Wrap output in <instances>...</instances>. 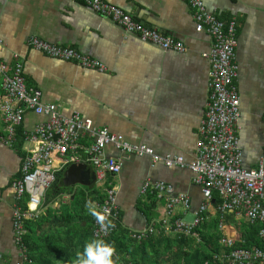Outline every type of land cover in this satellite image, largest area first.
<instances>
[{
    "label": "crops",
    "instance_id": "0c3cea01",
    "mask_svg": "<svg viewBox=\"0 0 264 264\" xmlns=\"http://www.w3.org/2000/svg\"><path fill=\"white\" fill-rule=\"evenodd\" d=\"M102 1L185 50L177 52L144 43L76 0H0V61L8 65L19 61L26 86L38 90L41 101L54 104L62 117L90 121L94 129H104L131 145L147 146L160 157L178 156L186 164L191 162L208 101L209 63L203 55L209 52L212 38L206 31L196 30L194 10L188 0ZM200 1L216 21L233 23L235 27L234 85L240 102L237 138L244 168L254 169L264 154V0ZM34 37L74 49L83 61L96 62L98 68L83 67L37 51L31 46ZM48 121L47 116L24 111L12 147L0 141V264L29 263L24 220L44 215L39 236L50 239L63 234L68 223L63 220L61 207L56 210L54 202L61 201L78 212L79 203L71 202L75 201L74 195L83 194L87 202L79 199L87 205L86 214L90 215L95 199L93 187L75 186L73 194L62 195L48 205H44L43 197L35 213L28 209V194L16 197L14 184L22 178L28 150L36 147L28 138L37 129L48 133L44 127ZM57 140L53 135V142ZM91 141L81 138L78 143L88 145ZM82 150L66 156L76 157L78 162L63 166L60 159L54 160L55 179L57 173L72 164H85L93 170ZM104 156L124 158L112 147L104 150ZM122 162L121 172L113 181L123 225L130 229L146 226L140 204L141 187L148 180L171 184L176 193L187 194L190 210L184 214L177 209L176 216L184 221H189V215L193 217L192 212L203 198L187 169H166L149 157H129ZM156 204L155 215L159 218L164 201ZM47 210L53 214L46 215ZM209 214H214L212 208ZM71 215V223L80 222L78 214ZM41 245L51 246L52 241Z\"/></svg>",
    "mask_w": 264,
    "mask_h": 264
},
{
    "label": "built area",
    "instance_id": "2783aa9c",
    "mask_svg": "<svg viewBox=\"0 0 264 264\" xmlns=\"http://www.w3.org/2000/svg\"><path fill=\"white\" fill-rule=\"evenodd\" d=\"M76 1L100 16L111 19L126 34L135 35L144 43L161 49H174L177 52L185 50L172 39L143 28L130 16L102 0ZM188 2L194 10L196 30L206 31L212 38V45L209 52L203 55L209 63L208 101L198 129L195 156L187 164L182 157H160L147 146L131 145L109 135L104 129H94L90 121L78 117L70 119L62 117L54 104H44L41 101L38 90L26 86L19 61L12 65L0 61V141L12 147L24 111L29 110L49 119L44 126L48 133L43 129H37L32 138H28V142L34 143L36 147L28 150L22 178L14 184L17 199L24 197L25 194L29 195L28 209L37 212L45 192L55 180L56 171L52 168L54 160L60 159L63 166L69 162H78L76 157L67 159L66 156L83 149L95 177L93 189L96 194L90 208L91 215L95 217L93 238L106 239L117 230L121 222L117 188L113 179L121 172L122 160L129 157H149L154 164H162L166 169H187L192 175V184L200 189L203 198L198 209L192 212V220L184 221L177 218V209L184 214L189 212L191 204L189 196L185 193H176L171 184L146 181L141 187V194L143 196L147 193L154 194L157 203L164 201L163 215L154 221L164 233L197 237L194 229L207 220L209 210L212 208L213 215L230 212L235 215L236 220L242 218L250 223L260 224L259 237L264 239V154L254 169L244 168L237 138L240 102L234 85L237 75L235 27L233 23L227 25L216 21L200 0ZM31 46L52 58L77 62L83 67L98 68L96 62L87 59V62L83 61L84 58L74 49L54 46L36 37L31 39ZM262 125L264 140V119ZM52 134L58 137L57 141L53 142ZM81 138H91L92 141L88 145H83L78 143ZM107 147L114 148L124 158H106L104 150ZM214 195H218L219 198L216 206ZM53 204L57 209L62 203L57 201ZM92 211L103 217V220L93 215ZM102 224L112 226L104 230ZM227 226H229L227 223H220L219 229L223 233L220 244L229 250L217 258L224 264H264V251L257 248H234L238 240L237 234L232 226ZM228 229L235 235H229ZM154 232L153 225H146L140 230H131V238L141 241ZM17 241L21 242V239L17 238ZM24 261L26 262V259Z\"/></svg>",
    "mask_w": 264,
    "mask_h": 264
},
{
    "label": "trees",
    "instance_id": "16d2710c",
    "mask_svg": "<svg viewBox=\"0 0 264 264\" xmlns=\"http://www.w3.org/2000/svg\"><path fill=\"white\" fill-rule=\"evenodd\" d=\"M63 176L64 171L57 173L54 183L45 192L44 205L52 203L61 198L62 195L70 196L73 194V187L66 188L62 184ZM74 197L75 201L71 204L79 203L80 209L75 212L73 206L72 209H69L61 205L60 213L63 220L68 223V227L58 237L43 239L44 237L39 236L40 227L45 222L44 215L37 219L24 220V227L27 230L24 244L28 249V264H70L76 253L83 250L85 241L93 238L95 217L91 213L90 215L86 214L87 208L85 209L86 204L84 202H87V198L83 194L82 196L74 195ZM213 199L214 206H216L219 202L218 195H214ZM156 203L155 195L147 193L143 196L140 204L143 213L146 215V225H153L154 233L147 235L141 241H137L131 238V230L142 228L130 229L120 222L117 230L108 238L103 239L114 244L116 253L113 259L119 257L116 264H224L217 257L229 249L220 244L223 233L219 226L221 222L235 225L236 217L233 213L207 215V220L194 229L197 237L172 233L168 235L154 222L157 219L155 215ZM71 213L79 215V223H71ZM50 214H53L52 210H47L46 215L49 216ZM242 221L240 226H237L238 240L234 248H257L264 251V239L259 237L261 225L250 223L246 219H242ZM49 241H52L51 246L41 245Z\"/></svg>",
    "mask_w": 264,
    "mask_h": 264
},
{
    "label": "clouds",
    "instance_id": "9594fccd",
    "mask_svg": "<svg viewBox=\"0 0 264 264\" xmlns=\"http://www.w3.org/2000/svg\"><path fill=\"white\" fill-rule=\"evenodd\" d=\"M92 214L98 216L95 211H92ZM98 218L103 220V217L98 216ZM111 226L110 224H102L104 230H107ZM115 253L116 248L114 244L106 242L103 239L89 238L85 241L83 250L76 253L70 264H116L119 257L117 256L113 259Z\"/></svg>",
    "mask_w": 264,
    "mask_h": 264
},
{
    "label": "water",
    "instance_id": "95a60500",
    "mask_svg": "<svg viewBox=\"0 0 264 264\" xmlns=\"http://www.w3.org/2000/svg\"><path fill=\"white\" fill-rule=\"evenodd\" d=\"M95 177L93 170L85 164H72L64 171V187L81 186L91 188L94 185Z\"/></svg>",
    "mask_w": 264,
    "mask_h": 264
},
{
    "label": "rangeland",
    "instance_id": "374dc122",
    "mask_svg": "<svg viewBox=\"0 0 264 264\" xmlns=\"http://www.w3.org/2000/svg\"><path fill=\"white\" fill-rule=\"evenodd\" d=\"M61 205H62V204L59 205V208L61 207ZM59 208H57L56 210H58ZM187 220L191 221V220H192V217L189 215V217H188ZM241 222H243V221H242V218H239V219L236 220V222H235V225H236V226L233 225V226H234V227H233L232 225L227 224V225H229V226H227V227L232 226L233 229L235 230L236 234L238 235V232H237V226H238V225L240 226ZM228 232H229V235H231V236L235 235V234L233 233V231H231L230 229H228Z\"/></svg>",
    "mask_w": 264,
    "mask_h": 264
}]
</instances>
